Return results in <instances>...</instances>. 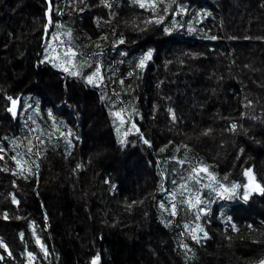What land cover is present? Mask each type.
<instances>
[{
  "label": "trees",
  "instance_id": "1",
  "mask_svg": "<svg viewBox=\"0 0 264 264\" xmlns=\"http://www.w3.org/2000/svg\"><path fill=\"white\" fill-rule=\"evenodd\" d=\"M9 2L12 5L7 6ZM108 3L111 9L101 0H51L53 23L46 31L48 0H0V15L6 6L11 12L10 18H0V69L7 73L1 77L4 86L0 89L4 118L0 169H9L0 171V239L14 257L9 259L0 249L5 256L0 264H26L25 249L36 254L34 264H92L97 255L99 264H254L264 256V211L256 207L260 204L264 209V193L249 189L248 199L243 197L244 186L249 184L245 169H251L255 183L264 187V0H156V17L163 15V22L147 26L144 21L153 17L148 8H140L134 0ZM164 7H168L167 13ZM181 7L186 11L181 12ZM19 9L22 16L14 15ZM120 11L138 17L135 21H141L150 32L167 36L168 45L162 48L150 43L142 48L136 41L130 45L125 27L115 18ZM23 15L27 17L24 28ZM57 23L63 27L57 29ZM164 28H170V34ZM54 34L59 40L53 39ZM211 36L217 39H209ZM121 37L123 44L118 43ZM49 44L61 54L69 46L79 53L75 63L81 77L40 63L46 55H54ZM150 49L151 60L138 68L140 58ZM189 50L197 53L200 62L185 59L182 52ZM154 58H161V63L147 82L144 76ZM168 61L172 63L167 65ZM202 63L217 77L220 89L208 91L206 96L202 93L201 115L185 112L183 94L187 89L174 73L187 76L188 69L197 72ZM97 65L103 79L99 86L89 85L83 77ZM165 65L172 69L171 74L165 73ZM35 81L53 86L49 89L55 94L53 99L62 91L60 107L44 109L36 87L22 85ZM19 89L23 90V108L13 118L7 111L6 96L17 97L19 93L13 94ZM73 89L96 101L87 100V104L89 111H95L96 117L91 116L97 128L107 131L106 150L101 152L93 145L90 156L86 151L77 152L76 146L84 140L82 122L77 116L74 121L73 103L64 97ZM249 100L251 106L244 107ZM168 108L173 109L177 122L173 123ZM117 111H121L123 125L112 115ZM232 122L238 125L236 134L225 131ZM208 128L213 131L207 136L194 134L196 129ZM69 130L71 136H67ZM141 135L151 147L143 143ZM28 140L33 145L31 155H25ZM247 141L263 147L259 162L247 159L245 149L239 153ZM17 153L39 164L38 172L33 167L34 174L20 175L11 160ZM123 156L130 165H121ZM52 160L59 162L47 163ZM241 163L248 165L238 171ZM253 163L260 164L261 173ZM199 167L207 168V173H198L193 179L192 170ZM233 184L239 185L234 191ZM220 185L230 190L223 198L218 195ZM197 192L202 200L197 209H208L199 220L197 209L183 202L189 193L194 199ZM13 195L18 205L12 203ZM172 203L177 205L175 216L171 215ZM30 222L34 224L30 226ZM232 223L238 231H232ZM197 224L208 233V238L198 233L199 243L191 238ZM33 227L48 250L47 257L35 243Z\"/></svg>",
  "mask_w": 264,
  "mask_h": 264
},
{
  "label": "snow or ice",
  "instance_id": "2",
  "mask_svg": "<svg viewBox=\"0 0 264 264\" xmlns=\"http://www.w3.org/2000/svg\"><path fill=\"white\" fill-rule=\"evenodd\" d=\"M101 2H102L104 7L111 9L112 5L110 3H108V0H101ZM48 3H49V8H48V11L45 13L46 16L48 17L47 23L45 25V30L46 31H47L48 27L51 26L52 23H53L52 18H51V11H52V9H51V0H48ZM134 3L138 4L140 8H148L149 10H151L153 12V17L148 19V20H146V21H144V24L146 26L149 25V24H152V23H155L156 25H159V24H161L163 22V19H164L163 15H160L158 18L156 17V8H157L156 0H134ZM167 11H168V7H164L163 8V12L167 13ZM180 11L183 12V11H186V10L181 7ZM58 14H62V13H59V10H58ZM146 26L144 28H140L139 25H135V27L139 28L140 31H147V27ZM173 26H175V23H174ZM61 27H63L61 24H59V23L56 24V28L57 29H60ZM163 31L166 34H170L171 29L170 28H164ZM66 34L69 37L71 36V32H68ZM208 38L212 39V40L217 39L216 36H211V37H208ZM53 39L54 40H59V36L57 34H54L53 35ZM100 39L103 40V39H106V37H101ZM60 43L63 44V41H60ZM118 43L119 44H123L124 43L123 37H121L119 39ZM96 47L99 48L100 44L97 43ZM48 48H51L52 53H54V55H52L50 58H49V56L46 55L45 59L40 61V63L47 62V63L51 64L52 67L62 69V71L67 73L69 76L81 77V73H80V71L77 70V66H76V63H75L77 58H78L79 53L73 47H71V46L66 47L62 54L58 53L57 49L52 47L51 44L48 45ZM152 55H153L152 50L151 49L148 50L140 58L139 63L136 66L138 68H140V69H143L145 67V65H146V62L151 60ZM89 67H91V65H89ZM83 78L85 79L87 84L93 85V86H99L98 82L103 79V77L101 75L100 66L97 65L96 68H95V71H93L90 75H87L86 77H83ZM120 83L122 84L123 81L121 80ZM6 99L10 102V106L8 107L7 111L9 113H11L13 118H15L16 115H17L18 98L14 99L12 96H6ZM101 99H103V97H101ZM251 104H252V101L249 100L244 105V107H250ZM29 107H30V105H29ZM167 111L171 115V119H172L173 123L177 122V117H176L173 109L168 108ZM48 115L51 117V112H49ZM112 115H114L115 117L119 118L121 125H123L125 123L124 118H123V116L121 114V111H117L115 113H112ZM241 115L243 116V113ZM240 127H242V126H240ZM132 128H136L135 123L132 124ZM237 128H238L237 123L232 122V123H230L228 125V127L225 129V131H227L229 133H232V134H236ZM116 131H117V134L119 135L120 129L117 128ZM137 131H139V129H137ZM212 131H213V129H211V128L205 129V130L202 131L201 135L207 136ZM243 131H244V134L247 135L248 130L244 129ZM61 135L64 136L65 134L61 133ZM71 135H72V133L69 130L67 136H71ZM127 135H128V133L125 132L124 136H127ZM67 136L65 137V139L67 140L68 146L71 147L72 146L71 140H68ZM141 138L143 139L142 135H141ZM76 139H79V138L77 137ZM118 142L121 145L125 144V140L124 139H119ZM13 143H15V141H13ZM40 143H43V141H40ZM143 143L148 145L149 147H151V144H150V142L147 139H143ZM184 147H185V149H187L188 145H184ZM162 151H163V149H162ZM177 151H179V148H177ZM243 152H244V148L243 147L239 148V153L243 154ZM3 153H4V148H0V160L4 159ZM31 154H33V145H32V141L28 140V147L26 149L25 155H31ZM35 155L37 157H39L40 153L37 151L35 153ZM11 160L15 162L16 168L19 169V174L22 175V176L25 173H28L30 175L34 174L33 173V167L35 168L36 172H38L39 164H36L34 161H30V160L21 158L19 153H17L16 155H13L11 157ZM180 163H183V161H180ZM76 167L80 168L81 165L77 164ZM0 171H9V169L8 168H4V169H0ZM192 172H193V179H196L198 173H201V172L207 173V168H205V167L194 168L192 170ZM12 174L13 175H17L16 172H13ZM244 175L249 180V184H246L244 186L245 187V193H244V197L243 198L245 200L248 199V194H249L248 190L249 189L251 191H253V192L264 193V187H262L258 183H255V179H254V177L252 175L251 169L245 170ZM209 176H210L211 179H214V177H211L210 174H209ZM173 183H175V182H173ZM197 183H199L198 179H197ZM181 187L184 188L185 186L181 185ZM207 187H211V185H207ZM238 187H239V185L233 184L232 191H234ZM220 189H221V191L218 193V195H220L221 198L224 197L225 193H228L230 191L228 188H225L223 185H220ZM213 190H215V189H213ZM185 191L187 192L188 190L185 188ZM172 195L174 197L175 193H172ZM183 202L187 203L190 208L197 209V206L202 203V200L200 198L199 193L197 192L195 197H194V199L191 196V194L189 193L188 199L186 201H183ZM12 203L13 204H17V205L19 204V201L16 199V197L14 195L12 196ZM133 203H135V202H133ZM164 207H165L164 203L161 202L160 203V208L163 209ZM176 209H177L176 203H172L171 204V215L172 216L176 215ZM207 212H208V209H206L204 207L198 208L197 209V214H196V220L200 219V214L201 213L206 214ZM3 218L5 220L9 219V217L7 215V212L4 213ZM15 219L19 220V219H21V217L20 216H16ZM228 219H229V221H231V217H229ZM33 224H34V222H30V226H32ZM186 227H187V225H186ZM231 228H232V231H234V232L238 231V229L236 228V225L234 223L231 224ZM248 228L252 229V225H248ZM198 233H202L203 234V238H208V233L202 227H200L197 224V226L192 229V237L191 238H192L193 241H196L197 243L200 242V238L198 237ZM32 235L35 237V243L39 247L40 251L43 253V255L45 257H47L48 254H49L48 250L45 247V245L42 243L41 238L36 234V231H35L34 227H33ZM23 237H24V233L21 232L20 233V238L22 240H23ZM229 239H230V237H229ZM182 247L186 248L187 245H182ZM0 249H3V252L7 254V257L9 259H14L12 251L9 249L8 245L2 239H0ZM22 255H24L25 258H26V264H34V261L37 259L36 254L33 251H27V249H25V252L22 253ZM4 259H5V256L4 255H0V262L4 261ZM99 261H100V257H99V255H97L93 259L92 264H99ZM259 264H264V259H261L259 261Z\"/></svg>",
  "mask_w": 264,
  "mask_h": 264
},
{
  "label": "rangeland",
  "instance_id": "3",
  "mask_svg": "<svg viewBox=\"0 0 264 264\" xmlns=\"http://www.w3.org/2000/svg\"><path fill=\"white\" fill-rule=\"evenodd\" d=\"M10 3L11 2H9L7 4V6L12 5ZM3 6L5 7V4ZM7 6L3 9V11L0 15V18H2V19H8L11 17V12ZM17 11L18 12H14L13 14L14 15L16 14L18 16H22V13H20V9ZM115 18L118 19V20H116L118 22V25L123 26V28L125 27L124 31L128 35V40H129L128 43H130V41H136L137 45L141 46L142 48L149 46L150 43L154 44V45L158 44L159 47L164 48L169 43V39L167 36L158 35V34H156V31H152V32H150L149 30L140 31L139 28H136L135 25H139L140 28L145 27V25H141L142 24L141 21H139V20H138V22L135 21V19H137L138 17H128L127 12L124 13V12L120 11L119 13H117V16ZM139 18L141 19L140 16H139ZM20 20L23 21L22 28H24V26H25L24 22H25V20L27 21L26 15H23V17ZM152 28L155 29L154 27H152ZM20 31H22L21 28H20ZM20 31L18 32V34H21ZM133 32H137V33H133ZM133 37H135V38H133ZM130 45H131V43H130ZM137 51H139V50H137ZM182 54L186 60L191 59V60H194L195 63L200 62V61H198L199 57H197V53H193L189 50V51H183ZM165 62H166V60L164 59L163 63H165ZM11 63H12L11 59L8 58V65L11 66ZM159 63H161V58L159 60H156L154 58V63L151 64L150 71L149 72L147 71V74H145V76H144V78L147 77L146 78L147 82H148V78H150L151 75L156 73L154 70H156L155 69L156 65H158ZM169 63H172V62L168 61L167 65ZM167 65L164 66L165 67V73L171 74L172 69L168 68ZM200 66H203V67H199L197 72L195 70H193L192 68L188 69L189 72L187 73L188 74L187 76L185 74H183L181 71H178V73L175 72L174 74H175V76H178L177 80H179V81L183 80L182 84H183L184 88L187 89V91H184V94H183V96H184L183 98H185V108H184L185 112H187V110H188L189 112H192L193 114L198 113V114L202 115L203 114V106L201 105L202 104L201 100L203 97H200V96L202 95V93H204L205 94L204 96H206L208 91L219 90L220 87H219V81H217V77L215 75H213L212 72L207 67H204L203 63ZM153 67H154V69H153ZM4 75H7V73L0 69V89H1V87L4 86V84L2 83V82H4V80H2V78H1ZM173 77H174L173 74L169 75L170 79H173ZM146 79L144 80V84H146ZM22 85L28 86L30 88L33 87V89L36 87L35 88L36 92H38L41 105L43 106L44 109H46L48 107L49 108L56 107V105L60 107L61 102H59V98L61 99L60 96L62 95V91L60 92V95L57 94V96H59L58 99H53V96H55V94H53L51 91L49 92V89L53 88V86H51V88H48V86H46L43 82H36V81L34 83L29 82L28 84L25 82V83H22ZM7 87H8V85H7ZM16 91L17 92L15 94H13L14 96L17 95L18 93L22 92L23 90L19 89ZM0 95H1V93H0ZM141 95H142V93H141ZM64 97H66L67 99L69 98V102L71 100L70 103H73L72 105H73V107L75 109V113H76V115H74L75 117L73 118L74 121L76 122L75 118L77 119V117H79L78 121L80 119L82 122L81 129L83 131L82 133H83V139L84 140H82L83 143L81 142L82 145L80 147H78V145L76 146V150L78 149L77 152L79 153V155H81V153H83V152L85 153V151L87 152V155H88L89 151L90 150L92 151V149L90 147L93 145L98 146L99 149L101 150V152L104 149L106 150L107 147L104 145V143H105V140H107L106 139V135H107L106 132L107 131L103 130L102 128H99V127L97 128L98 123H96L94 118H92V116H91V115L95 116L94 115L95 111L92 110V107H91L92 111H89V107H88L89 103L87 104V100H89L90 103H92V101H93V103L94 102L96 103L94 98L88 96L85 92L80 91L78 89H73V90L67 91L64 94ZM261 100H264V98ZM1 101L2 100H0V107L2 106ZM22 108H23V100H22ZM22 108H21V110H22ZM1 118H3L2 113H0V128H2L4 126V121ZM196 130H197L196 131L197 133H194V134L199 137L201 135L202 131L199 132V129H196ZM201 142H203V141H201ZM261 148H263V147L262 146H259V147L258 146H252L251 143H249L247 141L245 144V147H244L245 153L247 154L246 158L249 159L251 157L256 162H259V160H258L259 156L258 155H259V152L261 151ZM201 150L206 153L205 148H201ZM263 150H264V148H263ZM247 152H250V153H247ZM89 156H90V154H89ZM50 157H59V156L58 155H55V156L50 155ZM121 161L123 162V163H121L122 166L130 165L128 159H126L124 156L121 157ZM58 162L59 161H57V160H55V161L52 160L51 162L49 161L47 163H58ZM87 162H90V159ZM124 162H127V163H124ZM253 164L256 165V170L259 173H261L262 170L260 168L261 167L260 164L259 163H253ZM258 164L260 167L258 166ZM247 165H248V163H241V165H239L237 170L242 171V166L246 167ZM245 170H247V169H245ZM256 207L259 210L264 211L263 206H260V204H257Z\"/></svg>",
  "mask_w": 264,
  "mask_h": 264
},
{
  "label": "water",
  "instance_id": "4",
  "mask_svg": "<svg viewBox=\"0 0 264 264\" xmlns=\"http://www.w3.org/2000/svg\"><path fill=\"white\" fill-rule=\"evenodd\" d=\"M16 98H18V104H17V114H18V113L20 112V108H21L22 94H19V96L16 97ZM16 98H14V99H16ZM261 259H264V256H263ZM261 259H259L258 261H256L254 264H259V261H260Z\"/></svg>",
  "mask_w": 264,
  "mask_h": 264
},
{
  "label": "bare ground",
  "instance_id": "5",
  "mask_svg": "<svg viewBox=\"0 0 264 264\" xmlns=\"http://www.w3.org/2000/svg\"><path fill=\"white\" fill-rule=\"evenodd\" d=\"M18 96H19V95H18ZM18 96H17V97H18ZM21 108H22V99H21ZM21 108H20V112H19V113H21ZM19 113H18L16 116H18Z\"/></svg>",
  "mask_w": 264,
  "mask_h": 264
},
{
  "label": "flooded vegetation",
  "instance_id": "6",
  "mask_svg": "<svg viewBox=\"0 0 264 264\" xmlns=\"http://www.w3.org/2000/svg\"><path fill=\"white\" fill-rule=\"evenodd\" d=\"M19 94H22V93H19ZM22 97H23V94H22ZM16 98V97H15ZM10 106V103H9V105H8V107Z\"/></svg>",
  "mask_w": 264,
  "mask_h": 264
}]
</instances>
